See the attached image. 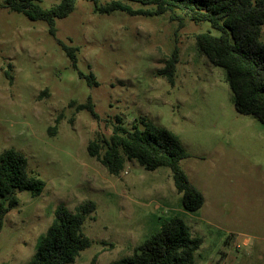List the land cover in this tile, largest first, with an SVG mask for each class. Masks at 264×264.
<instances>
[{
	"label": "rangeland",
	"instance_id": "374dc122",
	"mask_svg": "<svg viewBox=\"0 0 264 264\" xmlns=\"http://www.w3.org/2000/svg\"><path fill=\"white\" fill-rule=\"evenodd\" d=\"M59 2L37 4L48 10ZM94 7L76 0L70 15L54 20L51 36L45 22L0 0V153H22L28 174L44 182L39 195L17 193L18 205L5 215L0 264H26L55 208L74 212L86 201L95 204L82 227L90 246L69 264L129 256L172 217L202 240L193 264H264V126L235 111L224 70L197 50L196 35L218 32L179 11L181 28L168 13L101 14ZM60 42L76 49L75 66ZM174 49L171 84L158 72ZM90 74L97 86L89 85ZM88 99L97 119L76 110ZM141 118L180 141L187 157L179 166L204 198L197 211L183 208L169 168L147 171L124 158L115 176L88 154L89 141L108 140L117 123L141 128Z\"/></svg>",
	"mask_w": 264,
	"mask_h": 264
},
{
	"label": "trees",
	"instance_id": "16d2710c",
	"mask_svg": "<svg viewBox=\"0 0 264 264\" xmlns=\"http://www.w3.org/2000/svg\"><path fill=\"white\" fill-rule=\"evenodd\" d=\"M37 1L4 0V7L22 12L30 21L45 22L50 35L55 36L54 20L70 15L76 0H60L48 10L41 9ZM91 1L95 12L101 14L120 11L129 16L152 17L168 13L171 21L179 23V28L183 26L184 18L175 14L178 11L193 23L208 22L218 35L209 32L196 35L197 50L210 65L224 70L235 111L253 117L264 126V42L260 40L261 27H264V0H112L103 6H98L96 0ZM126 2L149 8L135 9ZM60 45L75 66L76 49L61 42ZM176 53L174 49L158 72L171 84ZM88 83L97 86L93 74L89 75ZM76 110H87L92 118H98L90 99L76 106ZM60 118L61 115L56 122ZM139 123L141 128L134 126L130 130L117 123L108 140L87 143L88 154L115 176L123 170L124 158L137 161L147 171L167 167L175 190L181 195L183 208L189 212L200 209L204 203L203 195L189 183L179 166L187 153L178 138L143 118ZM50 130L55 132L56 126ZM43 189L44 182L28 174L27 159L22 153L12 148L3 150L0 153V229L5 215L18 205L17 193L29 191L39 195ZM94 211L95 204L91 201H86L74 212L58 205L52 222L38 238L35 252L26 264L72 263L90 246L82 227ZM201 243L202 240L192 236L181 218L172 217L131 255L111 264H193L194 253Z\"/></svg>",
	"mask_w": 264,
	"mask_h": 264
}]
</instances>
